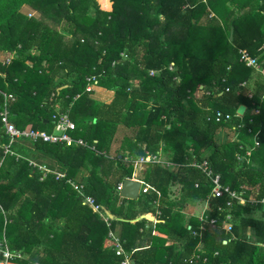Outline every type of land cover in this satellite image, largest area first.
<instances>
[{"label":"trees","instance_id":"1","mask_svg":"<svg viewBox=\"0 0 264 264\" xmlns=\"http://www.w3.org/2000/svg\"><path fill=\"white\" fill-rule=\"evenodd\" d=\"M102 4L110 10L97 0H0V51L14 53L8 65L0 63V111L2 94L12 95L15 126L47 133L52 116L68 112L76 126L71 135L96 151L36 145L66 158L68 178L90 166L80 181L84 192L114 218L107 227L65 181L0 153V241L22 254L21 264H119L122 257L108 238L119 228L134 264H264L263 204L228 207L226 197H210L208 215L217 227L203 231L198 215L185 223L176 208L202 204L210 194L209 181L189 166L204 160L245 200L264 199V74L246 67L239 53L257 58L264 69V0ZM24 6L39 17L28 18ZM91 77L114 92L110 103L90 98ZM240 105L243 117L236 116ZM218 111L231 119L216 122ZM120 126L128 133L116 143ZM6 139L0 123V144ZM242 144L253 149L248 164L236 159ZM159 151L178 167L149 165L144 181L150 191L137 201L121 198L116 187L133 172L124 157ZM158 211L154 226L138 220ZM227 221L231 234L222 229Z\"/></svg>","mask_w":264,"mask_h":264},{"label":"built area","instance_id":"2","mask_svg":"<svg viewBox=\"0 0 264 264\" xmlns=\"http://www.w3.org/2000/svg\"><path fill=\"white\" fill-rule=\"evenodd\" d=\"M32 17V16H29ZM262 50H264V44L261 47ZM240 58L241 61L245 64L246 67L254 69L261 74H264V69L261 67L259 61L255 57H251L247 54V52L240 50ZM14 57V53L12 54ZM11 61V58L5 60L2 62V65H8ZM169 70H173V64L169 66ZM155 74H158L156 71H150L149 75L154 76ZM88 85L86 90L91 91L92 86L96 85V81L93 77L86 79ZM240 90H244L247 87L246 82H242L238 86ZM230 88H226L225 92H229ZM245 95L248 98H251L252 94L249 90H246ZM3 96V104L1 106L0 111V123L4 129V133L6 136V142L4 144H0V153L4 156L9 155L12 157H15L16 159H22L18 155H15L11 151L12 144L17 140H28L34 143L42 142L52 145H63L65 147H82V148H90L93 151L95 150L94 145H89L86 141H84L81 138H74L71 135V132L75 131L76 126L75 124L69 119L68 112L65 113H59L56 112L52 116V124H53V131L51 133H47L46 131H39V130H32V129H18L15 124L11 120V112L9 109V104L15 101V97L9 94H2ZM52 98H50L51 101ZM255 114H258V111H255ZM240 117L238 114L236 115ZM216 122H221L222 120L228 121L231 119L230 114H223L222 112L218 111L214 115ZM255 147L258 146V142H254ZM246 145L242 144L239 146V150L243 152H239L236 155V159L239 162H245L250 163L253 149H245ZM2 163V159L0 160V166ZM30 165L35 166L33 163L29 162ZM136 165L143 167V166H149V165H159L162 167H166L167 169L170 167H176L174 164H172L169 161L162 160L158 155L156 154H146L145 156H141L136 161ZM192 167H195L199 169L203 175L206 177V179L209 181L210 184V194L206 197L205 201L202 203L203 207L200 211L199 215L197 216L200 226L199 230L203 231L205 230V225L215 228L217 227V221L215 218H210L208 215L209 211V200L210 197L214 199H222L227 198L228 202L226 205L228 207H231L233 202L238 203H247L249 202L251 205L260 203L264 205V199L260 201H256L253 199L245 200L243 197V194L241 192H238L236 190H232L229 186L225 185L221 181V176L218 173H215L209 162L204 160L201 163H192ZM41 172H43L44 176L48 173H50L48 170L38 168ZM55 180L57 181H65L66 184H68L74 192L81 198L82 204L85 206L90 207L93 212H96L99 214V216L103 219V221L106 223L107 227H110V223L112 220V217L110 216V213L106 210L104 206H101L97 204L93 197L88 196L84 192V185L80 181H75L72 178H68L66 174L58 173L54 174ZM197 186V185H196ZM122 188V182L119 183L116 187L117 193L119 194L120 190ZM150 191V188L148 186H143L141 184L139 194H147ZM220 210V209H219ZM160 211L157 212V214H145L144 218L152 224L158 223V216H160ZM227 220L230 218L227 217ZM222 229L226 234L232 233V225L230 221H227L223 224ZM196 235V233H193ZM108 238L111 242V246L113 251L115 252L116 256H121L122 260L119 264H133V261L131 259V254L127 253L123 246L121 239L119 236H117L114 232L110 231L108 234ZM23 260V256L19 252H14L10 250L8 247L6 240L3 238L0 241V264H21V261ZM31 264V263H26Z\"/></svg>","mask_w":264,"mask_h":264},{"label":"crops","instance_id":"3","mask_svg":"<svg viewBox=\"0 0 264 264\" xmlns=\"http://www.w3.org/2000/svg\"><path fill=\"white\" fill-rule=\"evenodd\" d=\"M12 54L13 53L9 54V53H6L4 51H0V63L2 64V62H4L5 60H7L9 58H11V61H12L14 59ZM27 64H30V62H27ZM201 88L202 87L200 86L199 89H201ZM90 92H91L90 98L93 99L95 102H98L101 104L110 103L111 100L113 99V96H114L113 91H110L104 87L97 86V85L92 86V90ZM197 96L200 97L201 93L199 92L197 94ZM25 129H29V128H25ZM39 131H45V130H39ZM125 133L127 134L128 131H126V130L123 131V127L120 126L118 129V133H116V135H115L116 143L120 142L119 141L120 137L122 135H124ZM36 144L37 143L31 142L28 140H17L12 144L10 149L15 155H18L22 159H25V160L33 163L37 168H42V169L48 170L50 173H53V174L63 173V174L67 175V173H66L67 172V165H66V161H65L66 158L64 156H61L58 151H56L52 148L50 149V148L38 147ZM156 155H158L162 160L169 161L168 156L161 151H159ZM116 158L118 160L120 158L119 155ZM138 158H136V157L132 158L130 156L124 157L123 162L132 164V168H133L132 178L124 177V179L127 178L130 180H134V181L140 182V184H142L143 186H148L144 181V172L148 166L140 167V166L136 165V161L138 160ZM192 163H194V162H191L189 164V166H191ZM172 164H174V163H172ZM115 166H119L118 161H116ZM157 166H159V165H157ZM175 166L176 167L173 166V167H170L168 169L166 167H162V166H160V167H162L166 170H169V171H174L175 168L178 167L177 165H175ZM90 169H91L90 166L84 167L83 169H81L82 171H80L78 173V176L76 178H72V179H74L75 181H81V180L88 178V176L90 174L89 173ZM124 179H122V180H124ZM122 180H121V182H122ZM114 183H115V179H113V184ZM172 189H173V187H172ZM177 189L178 188H176L175 190H177ZM140 197H141V195L139 194L138 199ZM190 204L187 205L186 208H184V209H180L179 207H176L177 210L184 212L185 223H187L186 222L187 218H189L190 216L199 215L200 207H203V204H197V203H190ZM179 205H180V200H178V206ZM110 216L112 218H114L112 215H110ZM142 218L145 219L144 215H140L138 217V220H140ZM157 221L159 222V220H157ZM152 225L154 226V224H152ZM119 232H120L119 228H116V230L114 231V233L117 236H119ZM169 242H171V239ZM147 245L148 244H146L145 247H147Z\"/></svg>","mask_w":264,"mask_h":264},{"label":"water","instance_id":"4","mask_svg":"<svg viewBox=\"0 0 264 264\" xmlns=\"http://www.w3.org/2000/svg\"><path fill=\"white\" fill-rule=\"evenodd\" d=\"M231 39H232V35H230V40ZM245 110H246L245 106L240 105L237 109V114L240 117H243ZM140 187H141L140 182L126 178L122 181V188L119 192V196L123 199L136 201L139 197ZM133 264H134V262H133Z\"/></svg>","mask_w":264,"mask_h":264},{"label":"rangeland","instance_id":"5","mask_svg":"<svg viewBox=\"0 0 264 264\" xmlns=\"http://www.w3.org/2000/svg\"><path fill=\"white\" fill-rule=\"evenodd\" d=\"M109 1V0H108ZM99 6L104 9V10H110L111 6H108V7H103V0H97ZM21 12L26 15L28 18H31L29 16H32V17H39V14L35 11H33L31 8H29L28 6H24L21 8ZM90 13L92 14V11H90Z\"/></svg>","mask_w":264,"mask_h":264}]
</instances>
